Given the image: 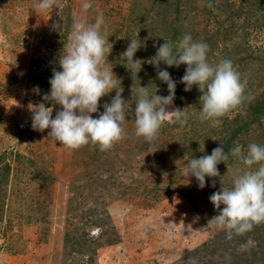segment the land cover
<instances>
[{"label":"rangeland","instance_id":"rangeland-1","mask_svg":"<svg viewBox=\"0 0 264 264\" xmlns=\"http://www.w3.org/2000/svg\"><path fill=\"white\" fill-rule=\"evenodd\" d=\"M37 2L0 0V264H264V223L231 240L208 225L218 214L210 196L231 187L245 166L229 155L203 189L183 171L220 145L225 152L264 146V106L257 107L264 102V0H58L47 13L36 11ZM85 2L92 8L84 10ZM99 13L112 47L105 65L127 102L124 138L107 151L68 150L50 130H33L28 106L50 92L74 20L94 23ZM185 33L208 45L210 64L232 61L245 99L219 127L202 123L201 93L180 83L186 66L161 64L176 81L168 111L185 109L188 120H166L149 144L135 135L131 90L149 86L150 96L166 97L167 85L147 63L132 79L120 56L137 36L146 46L134 59L147 60ZM115 94L100 100L93 118Z\"/></svg>","mask_w":264,"mask_h":264},{"label":"clouds","instance_id":"clouds-1","mask_svg":"<svg viewBox=\"0 0 264 264\" xmlns=\"http://www.w3.org/2000/svg\"><path fill=\"white\" fill-rule=\"evenodd\" d=\"M57 6L58 0H38L36 11L47 13ZM82 8L88 10L92 4L85 2ZM104 24L103 13H99L95 22L90 24L74 20L68 42L59 56L60 70H53L49 80L50 92L42 96L43 102L28 106L33 130H50L48 137L68 150L91 144L98 146L100 151H107L124 138L122 124L126 119L124 108L127 102L122 98L123 88L117 90V83L121 81L114 75L112 67L105 65L112 47L108 46L109 39L102 32ZM145 46L138 36L131 39L120 60L127 65L132 79L137 78L144 63L153 66L157 79L167 85L169 95L162 97L155 93L150 96L149 86H139L135 92L131 90L132 95L137 96L134 109L136 137L151 144L158 138L166 120L182 126L187 123L185 109L168 111L175 99L176 81L160 67L161 64L168 68L186 66L180 83L185 86V92L195 86L201 93L199 120L202 123L210 122V126L219 127L222 119L244 102L245 83L232 61L221 59L210 64L208 45L194 41L191 34L185 33L177 42L164 41L155 55L147 60L134 59ZM33 91L40 94L38 87ZM113 91L116 94L110 103L103 105V113L93 118V114L98 113L100 100ZM46 103L52 107H46ZM53 104L59 106L55 118ZM229 155L245 167L236 168L231 187L220 188L210 196L218 214L209 220L208 225L225 231L226 239L231 240L264 223V146L250 143L245 150L236 145L230 152H225L220 145L210 155L190 159L183 171L186 177H194L199 188L203 189L206 177L220 176L217 165L225 164ZM212 186L215 187L214 179Z\"/></svg>","mask_w":264,"mask_h":264},{"label":"trees","instance_id":"trees-1","mask_svg":"<svg viewBox=\"0 0 264 264\" xmlns=\"http://www.w3.org/2000/svg\"><path fill=\"white\" fill-rule=\"evenodd\" d=\"M262 106H264V102L260 103L257 107H258V110L259 108H261ZM257 113H260V111H258Z\"/></svg>","mask_w":264,"mask_h":264}]
</instances>
